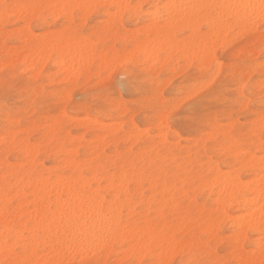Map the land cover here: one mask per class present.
<instances>
[{"label": "snow or ice", "instance_id": "obj_1", "mask_svg": "<svg viewBox=\"0 0 264 264\" xmlns=\"http://www.w3.org/2000/svg\"><path fill=\"white\" fill-rule=\"evenodd\" d=\"M182 7L186 6L5 3L0 5V19L20 14L26 20L31 17L35 26L58 14L65 21L70 16L71 26L53 33V39L98 50L123 34V16H142L150 28H160L173 9ZM196 7L239 34V43L227 58L208 53L213 63L202 67V75H178L183 62L152 45L127 56L110 53L125 77L111 80L92 94L89 104L77 107L71 76L48 75L53 69L37 74L35 67H10L5 58L0 72L4 144H15L30 156L39 153L37 159L62 147L66 163L46 183L5 174L0 184V264H65L62 257L69 250L111 247L116 252L133 221L141 229L134 241V259L119 264H155L144 259L155 251L162 253L159 264H254L238 248L239 260L214 258L215 237L222 234L215 229L221 201L211 214L200 213L199 202L209 190L222 189L225 202L229 192L246 191L245 173L257 169L264 201V0ZM99 10L112 14L96 23L90 13ZM125 89L135 94L130 102L124 101ZM93 110L105 114L127 110L125 123L104 135L109 147L102 153L97 150L92 158L80 150L73 159L75 145L62 137L65 121L70 113ZM132 114L146 122L139 126L135 119L128 122ZM182 222L184 227L178 228ZM164 249L173 259L166 258ZM260 249L264 257V239Z\"/></svg>", "mask_w": 264, "mask_h": 264}, {"label": "rangeland", "instance_id": "obj_2", "mask_svg": "<svg viewBox=\"0 0 264 264\" xmlns=\"http://www.w3.org/2000/svg\"><path fill=\"white\" fill-rule=\"evenodd\" d=\"M56 1H57V4H59L58 1H60V0H56ZM56 1L55 0H18V1L17 0H3V1L0 0V2H3L2 4H5V3H8V4H17V3H24V4H31V3L51 4L52 3L53 4ZM69 1H72V0H69ZM93 1H95L97 3L99 1L100 2L103 1V3L106 2L105 0H99V1L98 0H93ZM137 1H139V0H132V4H137ZM103 3L101 2L99 4H103ZM110 3H112V1ZM110 3L107 4V2H106L104 4L109 5ZM148 4H150L149 1L146 2V3H144L143 5H148ZM145 11H147V9H145ZM103 12L104 13L107 12L109 15L112 14V13H109L108 10H99V11H95V15H92L90 13V16H91L92 19H94L96 21V23H100L101 21H104L106 19L107 15H108L107 13L106 14H103ZM58 15L56 16L57 18L56 17L53 18L49 23H44L43 21H40L35 26H33V21H32V18L31 17L29 19H27V21H26L25 19H23L24 16L21 17L20 14H19V16L16 15V18L7 19V20H6V18L5 19H0V67L3 65L0 68V72H2L3 69H4V67H5L4 64L6 62L5 61V58L6 57H7V64H9L10 67H18L20 65H24L25 68L35 67V68L38 69V73L40 71H46L47 69H53L54 71H51V72H48L47 73L50 76H55L57 73L60 74L59 71H62L60 69V68H62V66H63L62 69H63L64 72L62 71L61 74L66 75V76H69V75H71L73 73V71H74L73 68H74V69H76L75 72H77V74H76V76H74L75 73H73L71 77L73 79L74 95H75V100H76L77 107H79L80 105H87V104H89L92 101V98H93L92 97V94L94 92H96L97 89L104 87L111 80L120 81L122 78L125 77V74L122 73V72H120L119 68L115 66L113 60L110 63L111 57H110L109 54L112 51L115 52V53H111L114 56H115V54L118 55L120 53H123L124 55H126V53L128 51L131 52L134 48H135V50H133V51L138 52L137 50L139 49V47L141 48V47H144L145 44L146 45L149 44V40L153 37V33H154L155 30H161V31H163L164 28H165V31H167L170 34V38L171 39L177 38V41H179V43H182V42H184L187 39H189L191 41L190 37H191V33L192 32L191 33L189 32L191 30L187 26H185L184 23H179V24H177V26H176V23H175V25L173 23H171L170 26H172V24H173L175 26V27L173 26L174 28L173 27H170L167 24H165L164 26L160 27L161 29L160 28H157V29H154L153 30L152 28H150V26L148 24L144 23V19H143L142 16H138V17H134V18H129L127 16H123V20H122V24H123L122 32H123V34L121 36H119V37H114L112 39L111 45L108 46V47H105L104 44H100L98 50L95 47H91L90 48L91 50L90 49L89 50L86 49V51L88 50V52L90 51V53H92L91 51L93 50V53L91 54V56H90V53H89V56H90L89 58H90L91 61L89 60V58H87V60H85V55H84L83 61H86V63L83 62V61L82 62L78 61V63H79L78 65L79 66L77 65V68H76L75 67L76 66L75 65V62H73L74 64L71 63L72 61H76L74 58L71 59L72 57H70V59H69L67 57H63L58 51H56V52L54 51L53 53L52 52H49L50 55H48V56H47V54L44 55L45 54L44 53L43 54L44 55V57H43L44 59L41 57L42 55H38V54L41 53V52L39 53L40 49H38L39 51L38 50L36 51V49L38 48L37 47L38 45H35V44L38 42L37 41L38 39H41L42 38L43 40H46L44 38H48V40H46V41L43 42L44 44H46V42H48L49 40L53 39V37H51L53 35V33H62V32H64L66 30V28H69L71 26V23L72 22H71L70 16H69L70 19L67 18V20L65 21V20H62L61 19L60 15L59 16ZM20 17H21V19H20ZM97 17H98V19H97ZM69 20H70V22H69ZM26 25H28V26H26ZM225 25L223 24V27H225ZM24 26H26V27H24ZM184 26H185V28H184ZM227 26L229 28L228 30H230V32H228L227 28H224V29L227 30V32H226V34H228L227 36L223 33V30H221L222 33L224 34V36H221L222 33L220 31L219 33H217V34L214 35L215 36L214 37L215 39L213 37L210 39L211 40V44H209V41L206 44L207 45V48L210 45H213V46L215 45V47H214L215 49L212 50V51H210V52L213 53V55L216 56V58H220V57L227 58L228 56H230L232 54V51H233V48L235 47V45L237 43H239V40L237 38L239 34L238 33H236V34L233 33L231 26H229V25H227ZM167 27H169V28H167ZM201 27H202L201 28V32H203L202 33L203 35L204 34L205 35H208L210 33V29L207 28V26L202 25ZM223 27H221V28H223ZM27 28L29 29V32H28V30H26ZM148 28H150V29H148ZM172 28H173L174 32L173 31L170 32V30H172ZM168 29H170V30H168ZM24 30H26L28 32L25 35L23 33ZM26 31H24V32H26ZM45 33H46L45 36L42 35V34H45ZM26 35H27V38H26ZM34 35H36V36H34ZM40 35H42L41 38H40ZM186 37H187V39H186ZM178 38L181 41L178 40ZM225 38H227V39H225ZM2 39H3V41H2ZM57 39H55V40H57ZM154 39L152 38L151 40L154 41ZM213 39L215 41L212 44V40ZM241 39H242V37H241ZM182 40H184V41H182ZM217 40H220L221 43H218L219 41H217ZM40 41L42 42V40H39V43H40ZM190 41L188 42V44L190 43L189 45H191V42ZM67 42L68 41L66 40V42H64V43L66 44ZM138 42H140V44H139L140 46H138ZM141 42H145V44L144 43H141ZM146 42H148V43H146ZM216 43L218 44L217 45L218 47L216 46ZM158 44H159V42L157 43V41H156L155 46H157ZM204 44H203V46H204ZM135 46H137V47H135ZM158 46H161V45H158ZM213 46H211L212 47L211 49H213ZM132 47H133V49H132ZM162 47L163 46H161V48ZM188 47L189 46L187 45L183 49L182 48H179V51L178 50H175L177 52H174L173 50L171 51L169 48H164V51H163L160 48V52L161 51H163L164 53L166 52L170 57L171 56H176V58L179 61H182L183 62L182 71L180 72L181 74L178 73V75L183 76L184 74H188L189 77H191V76H195L197 74H201V75L204 74V72H202V67H204V65H206V64H207V66H211V64L213 63V59L211 58V62H210V57L211 56L208 57V54H205V55L201 54V56H200V54L197 55V54L194 53L195 51H194L193 47H191L192 50H191L190 47L189 48ZM25 48H27V49H25ZM49 49H48V51H49ZM125 49H128V51L127 52L124 51ZM29 50H30L31 53H33L34 51L38 52L36 54V56L37 57L39 56L38 59L41 57L40 58L41 61H39V60L36 61L34 59L31 60V57L30 56L32 54L29 52ZM189 50H190V56L188 54L189 53ZM26 51H28V52H26ZM41 51L43 52V50H41ZM183 51H184V53H183ZM192 51H194L193 53L196 55L195 58H193L194 55H191ZM129 52L127 53V55L129 54ZM163 52H161V53H163ZM171 52H172L173 55L170 54ZM185 52H186V55H185ZM29 53H30V55H29ZM97 53H99V54H97ZM100 53L101 54H104V55H101ZM181 53H182V56L180 55ZM86 55H88V54H86ZM197 56H199L198 59H197ZM206 56L209 58V59L207 58V60H209L208 62L206 60ZM103 57H104V59H103ZM106 57L108 58V60H106ZM184 57L187 58V59H185ZM63 58H64V61H63ZM191 58H193V59L190 60ZM29 59H30V61H29ZM102 60L104 61L105 64L102 62ZM187 60L190 61L189 62V65L187 64L188 63ZM202 60H204L205 63L206 62L207 63L205 64L204 62H202ZM32 61H34V62H32ZM67 61H68V63H67ZM97 61H99L100 63L97 62ZM106 62H108V63H106ZM185 62H187V63H185ZM35 63L37 65H34ZM58 63L59 64L62 63L61 64L62 66L59 65ZM69 63H70V67L69 66H66V65H69ZM90 63H91V65H89ZM101 63H103V64H101ZM85 64H86V67L84 66ZM186 64H187V66H186ZM73 65H74V67H73ZM66 67L68 69L70 68L69 69L70 71H71V68H72L73 71H71V73H69V70ZM39 69H40V71H39ZM84 69H86V70H84ZM66 71L68 72V74H67ZM204 71H206V68H204ZM105 73H107V74L110 73V74L107 76V75H105ZM118 73H119V75H118ZM76 80H79L80 83L79 84H76L74 82ZM115 92H116V95L117 96L120 95L119 88L115 89ZM134 95H135L134 93H132V92L128 91L127 89H125L124 90V93H123L124 101L125 102H130L134 98ZM125 112H127V110ZM125 112L124 113L123 112H116V113H112V114H105L103 112H100V111H97V110H93L92 112H87V111L80 112V111H76L75 113H70L69 116H68V119L65 121L64 129L62 131L63 141H67L69 144H74L75 147L73 148V150L77 151V154H78V152L80 150H84V151L87 152V154H88L89 157H92L93 158V153H96L97 150H99V153H102L107 147H109V145L108 144L106 145L105 142H104L103 145L101 144V146H98L97 149L96 148L94 149V147L97 146L96 143H95V141H94L95 138H96V136L103 137L104 135H109V133L111 135L112 130L114 131V125H116V124L119 125V123L121 125V123H123V124L125 123V115H126ZM132 115H129L127 117V121L128 122H131L133 119H135L137 121V126H139L140 124L146 122L143 117L138 116L136 114H132ZM97 120H99V124H101V125H95L97 123ZM93 122L95 123L94 125L91 124ZM80 124H81V127H79ZM102 124H104L103 127H102ZM105 124H106V126H105ZM82 125H83V127H82ZM106 127H107V129H106ZM53 132H54L53 135H55L56 130H53ZM4 134L5 133H4L3 124H2V121H0V139L2 138L0 141H2V142H3ZM77 138L78 139L81 138V139L77 140ZM80 140H82V141H80ZM63 141H61V144L63 143ZM2 142H0V149L3 148V149L0 150V175L1 174L2 175L3 174L5 175L7 173V174H9L10 177H14V178L21 177L19 179H23V180H25L26 178H28L27 180H29L30 178L31 179H35V177L32 176V173L34 172V170L37 171V169H38V172H37L38 174L37 175H43L45 178L46 177H54L56 171L58 169H62L63 167H61V166H63V163H65L64 162V160H65L64 157H65L66 153L63 151V148L62 147L61 148H57L54 152L53 151H50V152L44 154L43 155V158H41V159H37V157L40 155L39 153H36L37 156H35L34 155L35 153H33L32 154V157L35 156V158H32V157H30L29 154H27V152H23V151L20 152V150L17 148V146L15 144H10L9 145V149H7V150L4 151L5 144H4V142L3 143ZM258 142L259 141L257 140V143ZM257 143H256V146H255V151H256L257 156H258L259 155V146H258L259 144H257ZM79 144H80V146H79ZM12 145H13V147H12ZM105 145H106V147H105ZM193 146H194V143H193ZM10 147H12V150L10 149ZM103 147H105V148H103ZM59 150H61V151L59 152ZM62 151H63V153H62ZM75 151H73L74 154L72 155V158H75V156L77 155ZM24 160H26V161H24ZM30 161L32 163H30ZM27 162H28V164L30 166L27 164ZM22 163L23 164L26 163V164L23 165ZM31 165H33V166H31ZM47 172H50V173H47ZM22 176H24V177L22 178ZM245 177H246V179H244V182H246L248 180L250 181V179H253L252 172H246L245 173ZM210 191L208 192L207 195H203L202 194V198L200 199V202H199V205H200L199 206V212L200 213L208 212V213L211 214L213 212V210H214L213 209V205H215L214 200L216 199V192H213V191L210 192ZM220 207H221V210L220 211H222V209L224 207L223 206H220ZM208 209L211 210V211H209ZM227 212H228V215L231 216L230 218H232V217L235 218L237 215L240 214V211H238L237 209H235V210H231L230 209ZM217 215L219 216V219L217 220L218 224L215 226L216 227L215 229H216L217 233H222V234L217 235L215 237V239H216V247L212 250L213 255H214V258H216V259H237L240 254H238L239 252H237L236 250H237V248L239 249L241 247L240 249H242V250H244L246 252V253L243 252V256L246 254V256H244V257H246L248 259L251 258L252 261H253V259H252V257H253L254 258V264L255 263L257 264L259 261H261L262 256H261L260 251L258 253H255V252H257V250L260 249L261 240L264 239V236H260L255 231H246L247 232L246 234L243 233V235H246V236H242V238L245 237L242 240L241 239V236H239V235L237 236L236 235L237 232L239 234L242 231L240 232V231L235 230L233 228L232 223H231L232 222V219L231 220H230V218H227V219L225 218L224 219L222 217V215L220 214V212L217 213ZM219 223H221L220 226H218ZM135 225H136V223H135ZM178 226H179V228L180 227L181 228L184 227V222H182ZM217 227H218V229H217ZM140 230L141 229H138V231L135 232L134 236L135 235L136 236H135V238L133 237L134 239H138V235L137 234L140 232ZM186 234H188V233H186ZM235 236L238 237V238L236 239ZM260 237H262V238H260ZM133 238H131V240H129V241L126 238L127 239L126 240L127 242L124 240L123 243H118L117 244V250H116V252H113L112 249L110 250L111 247L110 248L108 247L107 249H105L107 251H105V250L101 251L99 249H97V250L96 249H92L93 251L92 250L90 251L91 254L93 253L92 255L90 254L89 251H87L88 254L86 253L89 256L85 255V252L84 253H79L78 255L80 257L77 255V258L79 259V261H78V259L76 260V256H74L75 254L72 255V256H69V257L66 256L64 258L65 264H109V262L110 261H113V260L116 261V263L118 264L121 261V259H123V260H125V259L126 260L134 259L133 255H132V250H133L132 248L135 245ZM129 239H130V237H129ZM189 239H191V235H189ZM132 241H133V244L134 245H132ZM240 241H241L242 245H239V244H241ZM255 242L258 243V244H256ZM129 243H131V244H129ZM164 243H165V241L164 242L163 241H160V244L161 245H163ZM234 245H237V248H235L236 246L234 247ZM126 247H127V249H126ZM129 247H132V248H129ZM134 248H135V246H134ZM108 250H110V252ZM165 250H167V249H164V253H166L167 255H169V256H167L165 254L166 257H167V259H168V257H170L169 260L173 259L172 254L169 251L167 253ZM96 252H98V253H96ZM105 252L106 253L108 252L109 254L107 253V256H106ZM82 254L85 257L82 256ZM170 254H171V256H170ZM104 255L106 257H104ZM161 255H162L161 251H155V252L149 253L146 257H144V259H147L148 261L155 262V264H157V263L159 264V261L161 259ZM81 256H82V258H81ZM86 256H87V258H86ZM71 258L73 260H75V261L72 262L73 260ZM80 258H81V260H80ZM119 258H121V259H119ZM204 258H208V257L206 256ZM240 258L241 257L239 256L238 259H240ZM69 259H70V261H69ZM258 264H260V262Z\"/></svg>", "mask_w": 264, "mask_h": 264}, {"label": "bare ground", "instance_id": "obj_3", "mask_svg": "<svg viewBox=\"0 0 264 264\" xmlns=\"http://www.w3.org/2000/svg\"><path fill=\"white\" fill-rule=\"evenodd\" d=\"M1 1H3V0H1ZM18 1V0H17ZM56 1V0H55ZM99 1V0H98ZM106 2H107V4L108 3H110L111 1H112V3H110L109 5H111V4H120V3H125V4H132V0H105ZM150 2V4H175V5H184V6H186V7H182V8H176V9H173L172 10V13H171V18H170V20L167 22V23H165V24H167V25H169L170 26V24L171 23H173L174 25H175V23H176V26H177V24H179V23H184V25L185 26H187L191 31H189L190 33H191V37H190V39H191V41L189 40V39H187V37H186V39L187 40H182V41H184V42H182V43H179V41H177V38H175V39H171L170 38V34L167 32V31H165V28H164V30L163 31H161V30H155L154 31V33H153V39H154V41H152L151 39L149 40V44L148 45H152L155 49H156V51H158V52H160V48H161V46H163L162 48H161V50H163L164 51V48H169L171 51L173 50L174 52H177V51H175V50H178L179 51V48H185L187 45L191 48V47H193V49H194V51H192V53L194 52L195 54H197V55H199L200 54V56H201V54H203V55H205V54H208L210 51H212V50H214L215 48V45L213 46V45H208L209 47V49L207 48V42L209 41V44H211V38L213 37H215L214 35L215 34H217V33H219L221 30H223V33L227 36L228 34H226V32H227V30L229 29L228 28V26H227V24L225 25V23H223V22H221L219 19H217V18H214L207 10H205V9H201V8H199V7H196V6H198V5H203V4H207V3H225V2H230V3H254V4H258L259 2H260V0H139V1H137V4H144V3H146V2ZM16 2V1H15ZM41 2V1H40ZM59 3H65V2H81V3H96V4H99V3H103V1H99L98 3L97 2H95V1H93V0H72V1H69V0H60V1H58ZM106 2H104V3H106ZM2 3L3 2H0V5H2ZM57 4V1L56 2H54L53 4ZM103 3V4H104ZM52 4V3H51ZM107 12H103V14H106ZM108 14V13H107ZM109 15V14H108ZM107 15V16H108ZM111 15V14H110ZM17 16H19V14H17ZM23 15H21V17H22ZM59 16V15H58ZM21 17H20V19H21ZM15 18H16V16H15ZM30 18V17H29ZM28 18V19H29ZM57 18V17H56ZM69 18V17H68ZM71 18V17H70ZM69 18V19H70ZM5 19V18H4ZM23 19H25V16H24V18ZM7 20V19H6ZM15 20V19H14ZM13 20V21H14ZM26 20V19H25ZM56 20V19H55ZM27 21V20H26ZM127 21V20H126ZM54 22V21H53ZM68 22V21H67ZM69 22H70V20H69ZM72 22V21H71ZM178 22V23H177ZM14 23V22H13ZM172 24V26H170V27H173L174 25ZM223 24L225 25V27H223ZM166 25V26H167ZM202 25H205V26H207V28H209L210 29V33L208 34V35H203L202 33L203 32H201V26ZM26 26H28V25H26ZM26 26H24V27H26ZM164 26V25H163ZM179 26V25H178ZM185 26H184V28H185ZM23 27V28H24ZM64 27V26H63ZM175 27V26H174ZM173 27V28H174ZM182 27V26H181ZM221 27H223V28H221ZM142 28V27H141ZM167 28H169V27H167ZM166 28V29H167ZM173 28H172V30H170V29H168V30H170V32L171 31H173L174 32V30H173ZM224 28H227V30L226 29H224ZM25 29V28H24ZM63 29V28H62ZM67 29V28H66ZM143 29V28H142ZM148 29H150V28H148ZM153 30L154 29H157V28H152ZM151 29V30H152ZM161 29V28H160ZM26 30H28V32H29V29L27 28ZM26 30H24V31H26ZM61 30V29H60ZM141 30V29H140ZM23 31V33H24V35L25 34H27L28 32L26 31V32H24ZM59 31V30H58ZM136 31V30H135ZM150 31V30H149ZM177 31V30H176ZM175 31V32H176ZM185 31V30H184ZM225 31V32H224ZM47 32V31H46ZM138 32V31H137ZM228 32H230V30H228ZM15 33V32H14ZM148 33V32H147ZM146 33V34H147ZM152 33V32H151ZM206 33V32H205ZM221 33H222V31H221ZM222 33V35L221 36H224V34ZM234 33V32H233ZM30 34V33H29ZM236 34V33H235ZM23 35V36H24ZM38 35V34H37ZM42 35H46V33L45 34H42ZM42 35H40V38L42 37ZM136 35V34H135ZM148 35V34H147ZM180 35V34H179ZM34 36H36V35H34ZM3 37V36H2ZM20 37V36H19ZM38 37V36H37ZM51 37H53V35L51 36ZM24 38V37H23ZM22 38V39H23ZM26 38H27V35H26ZM185 38V37H184ZM221 38V37H220ZM10 39V38H9ZM25 39V38H24ZM44 39H46V40H48V38H44ZM57 39V38H56ZM215 39V38H214ZM212 40V44H213V42L215 41V40ZM217 39V38H216ZM225 39H227V38H225ZM26 40V39H25ZM39 40H42V42L40 41V43H39ZM46 40H43L42 38L41 39H38L37 41V43L35 44V45H38L37 47V49H36V51L38 50V49H40V51H39V53L40 54H38V55H42L41 57L43 58L44 57V55H46L47 54V56L48 55H50V53L49 52H56V51H58L63 57H67V58H69L70 59V57H72L71 59H75L76 61H72L71 63H73V62H75V67L77 68V65L79 64L78 63V61H80V62H82L83 61V58H84V55H85V60H87V58H89L90 56H91V54L93 53V50L91 51L92 53H90V51L88 52V50L90 49V47H84L83 45H78V44H76V43H69V42H67L66 44L64 43V42H66V40L63 42V44L61 43V41H60V39L58 38L57 40H53V39H51V40H49L48 42H46V44H44L43 42L44 41H46ZM145 40V39H144ZM178 40H180L179 38H178ZM2 41H3V39H2ZM141 41V40H140ZM143 41V40H142ZM146 41V40H145ZM148 41V40H147ZM156 41H157V43L159 42V44L158 45H161V46H155V44H156ZM181 41V40H180ZM191 42V45H189L188 44V42ZM217 41H219L218 43H221L220 42V40H217ZM226 42V41H225ZM141 43H144L145 44V42H141ZM146 43H148V42H146ZM204 44V46H203V44ZM26 44V43H25ZM66 46H65V45ZM113 44V43H112ZM137 44V43H136ZM140 44V42H138V46H140L139 45ZM143 44V45H144ZM215 44V43H214ZM142 45V44H141ZM148 45H146L145 44V46L144 47H147ZM206 45V46H205ZM218 44L216 43V46H217ZM222 45V44H221ZM25 46V45H24ZM30 46V45H29ZM33 46V45H32ZM211 46H213V49H211L212 47ZM11 47V46H10ZM19 47V46H18ZM135 47H137V46H135ZM188 47V48H189ZM218 47V46H217ZM24 48V47H23ZM35 48V47H34ZM50 48V49H49ZM19 49V48H18ZM25 49H27V48H25ZM48 49H49V51H48ZM86 49H88L87 51H86ZM131 49V48H130ZM132 49H133V47H132ZM139 49H140V47H139ZM139 49L137 50V51H139ZM159 49V50H158ZM211 49V50H210ZM218 49V48H217ZM216 49V50H217ZM5 50V49H4ZM14 50V49H13ZM41 50H43V52L41 51ZM46 50V51H45ZM91 50V49H90ZM116 50V49H115ZM133 50H135V48L133 49ZM132 50V51H133ZM186 50V49H185ZM191 50H192V48H191ZM32 51V50H31ZM36 51H32L33 53H31L30 52V50H29V52L32 54L30 57H31V60L32 59H34V60H39V61H41V57L38 59V57L36 56V54L38 53V52H36ZM163 51H161V52H163ZM167 51V50H166ZM26 52H28V51H26ZM129 52V51H128ZM127 52V53H128ZM168 52V51H167ZM173 52V53H174ZM187 52V51H186ZM186 52H185V55H186ZM200 52V53H199ZM202 52V53H201ZM30 53H29V55H30ZM45 53V54H44ZM89 53H90V56H89ZM111 53H115V52H111ZM127 53H126V55H127ZM164 53V52H163ZM166 53V52H165ZM183 53H184V51H183ZM191 53V55H194V57L193 58H195V54L193 53L192 54ZM215 53V52H214ZM22 54V53H21ZM24 54V53H23ZM27 54V53H26ZM44 54V55H43ZM86 54H88V55H86ZM97 54H99V53H97ZM96 54V55H97ZM101 54V53H100ZM170 54H172V52L170 53ZM189 56H190V50H189ZM101 55H104V54H101ZM116 55V54H115ZM125 55V56H126ZM173 55V54H172ZM181 56H182V53L180 54ZM212 55H213V53H212ZM7 56V55H6ZM22 56V55H21ZM20 56V57H21ZM46 56V57H47ZM114 56V55H113ZM180 56V57H181ZM214 56V55H213ZM198 57L199 56H197V59H198ZM208 57H210L209 55H208ZM207 56H206V60H207V58H208ZM37 58V59H36ZM49 58V57H48ZM185 58V57H184ZM193 58H191L190 60H192ZM211 58H212V56L210 57V62H211ZM44 59V58H43ZM42 59V60H43ZM68 59V60H69ZM102 59V58H101ZM103 59H104V57H103ZM185 59H187V58H185ZM184 59V60H185ZM205 59V58H204ZM209 59V58H208ZM49 60V59H48ZM89 60H90V58H89ZM94 60V59H93ZM106 60H108V58L106 57ZM6 61V60H5ZM29 61H30V59H29ZM38 61V62H39ZM45 61V60H44ZM43 61V62H44ZM63 61H64V58H63ZM70 61V60H69ZM91 61V60H90ZM209 60H207V62H208ZM14 62V61H13ZM32 62H34V61H32ZM61 62V61H60ZM83 62H85L86 63V61H83ZM97 62H99V61H97ZM102 62L104 63V61L102 60ZM112 62V58H111V61H110V63ZM188 62V63H187ZM187 62H185V63H187L188 65H189V62L190 61H188L187 60ZM193 62V61H192ZM202 62H204L205 63V61L204 60H202ZM206 62V63H207ZM6 63V62H5ZM45 63V62H44ZM63 63V62H62ZM62 63H58L59 65H61ZM67 63H68V61H67ZM88 63V62H87ZM100 63V62H99ZM103 63H101V64H103ZM106 63H108V62H106ZM201 63V62H200ZM205 63V64H206ZM2 64V63H1ZM74 64V63H73ZM81 64V63H80ZM83 64V63H82ZM105 64V63H104ZM187 64H186V66H187ZM5 65V64H4ZM9 65V64H8ZM34 65H37L36 63L34 64ZM89 65H91V63L89 64ZM207 65V64H206ZM3 66V65H2ZM1 66V67H2ZM10 66V65H9ZM62 66V65H61ZM66 66H69L70 67V63H69V65H66ZM72 66V65H71ZM79 66V65H78ZM85 67H86V64L84 65ZM83 66V67H84ZM105 66V65H104ZM185 66V65H184ZM0 67V68H1ZM73 67H74V65H73ZM106 67V66H105ZM62 68H63V66H62ZM62 68H60L62 71H63V69ZM67 68V67H66ZM65 68V69H66ZM104 68V67H103ZM68 69V68H67ZM70 69V68H69ZM68 69V70H69ZM109 69V68H108ZM59 70V69H58ZM57 70V71H58ZM74 70V71H73ZM73 70H72V68H71V71H73V73H75V75L74 76H76V74H77V72H75V70L76 69H74L73 68ZM79 70V69H78ZM84 70H86V69H84ZM103 70V69H102ZM39 71H40V69H39ZM62 71H59L60 72V74H61V72ZM71 71L69 70V73H71ZM88 71V70H87ZM64 72V71H63ZM67 72V71H66ZM108 72V71H107ZM112 72V71H111ZM203 72V71H202ZM56 73V72H55ZM72 73V74H73ZM81 73V72H80ZM90 73V72H89ZM99 73V72H98ZM39 74V73H38ZM67 74H68V72H67ZM72 74L71 75H69V76H72ZM110 74V73H109ZM109 74H107V76L109 75ZM181 74V73H180ZM55 75V74H54ZM63 75V74H62ZM90 77V76H89ZM75 78V77H74ZM76 79V78H75ZM75 82V81H74ZM124 113V112H123ZM126 113V112H125ZM120 114V113H119ZM122 114V113H121ZM133 116V115H132ZM132 118V117H131ZM68 119V118H67ZM85 119V118H84ZM132 120V119H131ZM91 121V120H90ZM67 124V123H66ZM85 124V123H84ZM90 124V123H89ZM91 124H95L94 122L93 123H91ZM112 124V123H111ZM114 124V123H113ZM123 123H121V125H122ZM88 125V124H87ZM95 125H101V124H95ZM117 125V124H116ZM119 125H120V123H119ZM86 126V125H85ZM104 126V124H102V127ZM105 126H106V124H105ZM110 126V125H109ZM79 127H81V124H80V126ZM82 127H83V125H82ZM101 127V126H100ZM112 128V127H111ZM103 129V128H102ZM106 129H107V127H106ZM105 129V130H106ZM109 130V129H108ZM87 132V131H86ZM111 132V131H110ZM54 133V132H53ZM85 133V132H84ZM112 133H113V130H112ZM111 133V134H112ZM109 135H110V133H109ZM83 136V135H82ZM71 137V136H70ZM74 138V137H73ZM104 136L103 137H100V136H96V138H95V143H96V145L97 146H95L94 147V149L96 148H98V146H101V144L103 145V143H104ZM2 139V138H1ZM0 139V140H1ZM72 139V138H71ZM79 139H81V138H79ZM78 138H77V140H79ZM80 141H82V140H80ZM0 142H2V141H0ZM77 142V141H76ZM3 143V142H2ZM11 144V143H10ZM9 144V145H10ZM257 144H259V142L257 143ZM9 145H5V148H4V151L5 150H7V149H9ZM82 145V144H81ZM107 145V144H106ZM106 145H105V147H106ZM15 146V145H14ZM79 146H80V144H79ZM256 146V145H255ZM259 146V145H258ZM12 147H13V145H12ZM12 147H10V149L12 150ZM77 147V146H76ZM105 147H103V148H105ZM1 149H3V148H1ZM0 149V150H1ZM89 149V148H88ZM62 150V149H61ZM61 150H59V152L61 151ZM3 151V150H2ZM73 151H75V150H73ZM72 151V155L74 154V152ZM20 152H21V150H20ZM24 152V151H23ZM54 152V151H53ZM76 152V154H77V151H75ZM62 153H63V151H62ZM9 154V153H8ZM28 154V153H27ZM22 155V154H21ZM25 155V154H24ZM35 156H37V154L35 153L34 154ZM65 155V154H64ZM7 156V155H6ZM26 156V155H25ZM35 156L34 157H32V155L30 156V157H32V158H35ZM94 158V157H93ZM30 159V158H29ZM28 159V160H29ZM74 159V158H73ZM24 161H26V160H24ZM64 162L66 163V161L64 160ZM30 163H32L31 161H30ZM65 163H63V166H64V164ZM2 164V163H1ZM7 164V163H6ZM5 164V165H6ZM23 164V163H22ZM26 163H24L23 165H25ZM27 164H28V162H27ZM37 164V163H36ZM20 165V164H19ZM29 165V164H28ZM30 166V165H29ZM31 166H33V165H31ZM63 166H61V167H63ZM19 167V166H18ZM56 167V166H55ZM60 167V168H61ZM55 169V168H54ZM33 170V169H32ZM5 171V170H4ZM15 171V170H14ZM35 171V170H34ZM53 171V170H52ZM25 172V171H24ZM28 172V171H27ZM26 172V173H27ZM29 173V172H28ZM27 173V174H28ZM47 173H50V172H47ZM12 174V173H11ZM38 174V173H37ZM9 175V174H8ZM26 175V174H25ZM252 175H253V179H250V181L248 180V181H246V182H244L243 181V186H242V188L243 189H246V191L245 190H239V191H237L236 193H235V195H233L231 192H229V194H228V197H227V201L225 202L224 201V198H223V196L221 195V192H222V189L221 190H217L216 191V199L214 200V203L216 204V202H217V200H220L221 201V204H220V206H223L224 208L222 209V211H220V214L222 215V217L225 219H227V218H230L231 216H229L228 215V212L227 211H229L230 209L231 210H235V209H237L238 211H240V214L239 215H237L235 218H230V220L232 219V226H233V228L235 229V230H238V231H243V233L244 234H246L247 232L246 231H255L256 233H258L260 236H264V232H262V230H261V226L262 225H264V201H262L261 200V197H260V193H259V184H260V175H259V170L257 169L256 171H254V172H252ZM4 174L2 175H0V184H2V182H3V179H4ZM55 176V175H54ZM24 176H22V178H23ZM19 178H21V177H19ZM19 178H17L18 180H23V179H19ZM30 178V177H29ZM33 178V177H32ZM47 178L48 177H44L43 175H37L36 177H35V179H29L28 181L29 182H31V181H33V180H35L36 182H41V183H46L47 182ZM26 179H28V178H26ZM57 179H62V178H57ZM210 191V190H209ZM211 192V191H210ZM229 209V210H228ZM209 210V209H208ZM220 210H221V207H220ZM209 211H211V210H209ZM210 214V213H209ZM221 217V216H220ZM221 220V219H220ZM218 224V222H216L215 223V226ZM220 224L221 223H219V225L218 226H220ZM244 225V228L242 229L241 228V225ZM178 228H179V226H178ZM181 228V227H180ZM216 228V227H215ZM138 229L139 228H137L136 227V225H135V222L133 221V223H132V226H131V228L126 232V233H124L122 236H121V239H120V241H119V243H123V241L125 240H127L128 239V241L129 240H131V238H135V236H134V234H135V232L136 231H138ZM217 229H218V227H217ZM141 231V230H140ZM245 231V232H244ZM237 236L239 235V236H241V233H239L238 234V232H237V234H236ZM243 236H246V235H243ZM129 237H130V239H129ZM229 237V236H228ZM236 237V236H235ZM127 238V239H126ZM133 238V239H134ZM238 237H236V239H237ZM243 238H245V237H243ZM243 238H242V236H241V239L243 240ZM260 238H262V237H260ZM259 238V239H260ZM235 239V240H236ZM240 239V238H239ZM240 239V240H241ZM135 240H137V239H134V241ZM232 240V239H231ZM241 240V241H242ZM245 240V239H244ZM160 241H163L164 242V240L161 238L160 240H159V243H160ZM237 241V240H236ZM241 241H240V243H241ZM127 242V241H126ZM239 242V241H238ZM243 242V241H242ZM256 243V242H255ZM129 244H131V243H129ZM135 244V243H134ZM133 244V241H132V245H134ZM239 244V243H238ZM256 244H258V243H256ZM255 244V245H256ZM260 244V243H259ZM131 245V246H132ZM239 245H242V243L241 244H239ZM135 246V245H134ZM134 246H133V248L132 247H129V248H132V249H134ZM236 246V247H235ZM245 246V245H244ZM258 246V245H257ZM234 247L235 248H237V245H234ZM239 247V246H238ZM256 247V246H255ZM110 248V247H109ZM241 248V247H240ZM239 248V249H240ZM245 248V247H244ZM126 249H127V247H126ZM97 250V249H96ZM95 250V251H96ZM110 250H111V248H110ZM110 250H108L109 252H110ZM131 250V249H130ZM242 250V249H241ZM93 251V250H92ZM105 251H107V250H105ZM129 251V250H128ZM167 253H168V251L167 250H165ZM237 251V250H236ZM260 251V253H261V250L259 249V250H257V252H255V253H258ZM85 252V255H87L88 254V252L87 251H84ZM84 252H82V253H84ZM120 252V251H119ZM123 252V251H122ZM245 252V251H244ZM250 252V251H249ZM87 253V254H86ZM96 253H98V252H96ZM95 253V254H96ZM108 253V252H107ZM107 253L105 252V254H106V256H107ZM121 253V252H120ZM171 253V252H170ZM246 253V252H245ZM244 253V254H245ZM75 254V255H74ZM79 253H77V252H75V251H71V250H69V252H68V257L69 256H72V255H74V256H76V260L78 259L77 258V255H78ZM90 254H91V252H90ZM93 254V253H92ZM91 254V255H92ZM94 254V255H95ZM109 254V253H108ZM124 254V253H123ZM129 254V253H128ZM164 254H166V253H164ZM239 254V253H238ZM154 255V254H153ZM167 255V254H166ZM165 255V256H166ZM79 256V255H78ZM82 256H84L83 254H82ZM82 256H81V258H82ZM87 256H89V255H87ZM87 256H86V258H87ZM105 255H104V257H106ZM126 256V255H125ZM167 256H169V255H167ZM170 256H171V254H170ZM240 256V255H239ZM239 256H238V258H239ZM244 256H246V254L244 255ZM67 257V258H68ZM80 257V256H79ZM85 257V256H84ZM123 257V256H122ZM154 257V256H153ZM249 257V256H248ZM259 257V256H258ZM0 258H2V257H0ZM63 259L65 258V257H62ZM73 258V257H72ZM71 258V259H72ZM81 258H80V260H81ZM124 258V257H123ZM167 258V257H166ZM235 259V260H239V259ZM245 259H248V258H246V257H244ZM260 258V257H259ZM258 258V259H259ZM264 257H262V259H263ZM119 259H121V258H119ZM138 259V258H137ZM170 259V257H168V260ZM252 259H253V261H254V258L252 257ZM68 260V259H67ZM73 260V259H72ZM71 260V261H72ZM121 260H123V259H121ZM126 260V259H125ZM155 260V259H154ZM250 260H251V258H250ZM260 260V259H259ZM69 261H70V259H69ZM75 260H73L72 262H74ZM78 261H79V259H78ZM94 262V261H93ZM260 262V261H259ZM258 262V263H259ZM70 263V262H69ZM257 263V264H258ZM117 264V263H116ZM119 264V263H118ZM158 264V263H157ZM256 264V263H255Z\"/></svg>", "mask_w": 264, "mask_h": 264}]
</instances>
